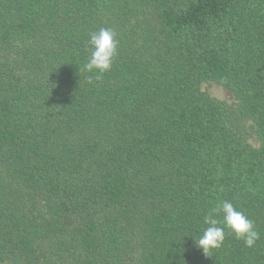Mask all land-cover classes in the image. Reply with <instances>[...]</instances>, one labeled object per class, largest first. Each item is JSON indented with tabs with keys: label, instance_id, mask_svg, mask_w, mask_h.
Wrapping results in <instances>:
<instances>
[{
	"label": "trees",
	"instance_id": "obj_1",
	"mask_svg": "<svg viewBox=\"0 0 264 264\" xmlns=\"http://www.w3.org/2000/svg\"><path fill=\"white\" fill-rule=\"evenodd\" d=\"M0 264H264V0H0Z\"/></svg>",
	"mask_w": 264,
	"mask_h": 264
},
{
	"label": "clouds",
	"instance_id": "obj_2",
	"mask_svg": "<svg viewBox=\"0 0 264 264\" xmlns=\"http://www.w3.org/2000/svg\"><path fill=\"white\" fill-rule=\"evenodd\" d=\"M90 56L83 65V70L97 72L96 79L111 70L118 54L119 42L116 33L110 28H100L89 33ZM80 70V69H79ZM222 214V219L218 218ZM207 227L197 240L196 245L209 256V253L223 246L225 228L231 230L237 239H242L247 247H254L260 239V232L255 223L243 211L227 200L219 201L204 217ZM211 257V256H209Z\"/></svg>",
	"mask_w": 264,
	"mask_h": 264
},
{
	"label": "rangeland",
	"instance_id": "obj_3",
	"mask_svg": "<svg viewBox=\"0 0 264 264\" xmlns=\"http://www.w3.org/2000/svg\"><path fill=\"white\" fill-rule=\"evenodd\" d=\"M203 91L207 92L210 96L218 100H222L229 103L233 102V97L231 93L215 83L204 84Z\"/></svg>",
	"mask_w": 264,
	"mask_h": 264
}]
</instances>
